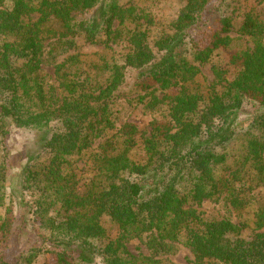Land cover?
<instances>
[{
  "label": "trees",
  "instance_id": "obj_1",
  "mask_svg": "<svg viewBox=\"0 0 264 264\" xmlns=\"http://www.w3.org/2000/svg\"><path fill=\"white\" fill-rule=\"evenodd\" d=\"M123 1L0 0V264H34L44 253L55 264H170L182 247L190 264H264L259 0H177L183 8L155 38L153 16ZM78 39L127 53L79 54ZM206 65L208 91L199 81ZM128 69L137 77L126 100ZM136 109L151 117L144 131ZM12 129L49 135L46 158L28 159L11 191L17 217L3 156ZM205 201L231 216L203 217L193 205ZM26 231L37 243L25 250ZM132 241L147 254L133 255Z\"/></svg>",
  "mask_w": 264,
  "mask_h": 264
},
{
  "label": "rangeland",
  "instance_id": "obj_2",
  "mask_svg": "<svg viewBox=\"0 0 264 264\" xmlns=\"http://www.w3.org/2000/svg\"><path fill=\"white\" fill-rule=\"evenodd\" d=\"M8 2V1H7ZM259 9L261 18L264 19V0H259ZM124 4L127 5H137L140 8L148 11L149 14L153 16L155 25L150 29V36L155 38L158 37L162 32L168 31L169 24L173 22L178 16L179 11L183 8L184 3L177 0H124ZM230 12V10H229ZM236 16V15H235ZM237 26L239 22H236ZM235 32L232 36L237 37ZM211 33L207 27L201 28L196 34V38L200 41L208 40V34ZM76 52L79 54L94 55L102 54L106 56H115L122 61L124 56L127 53V48L125 45L114 46L112 49L106 47H96L90 44H87L83 39L77 40V49ZM45 73L48 75L50 82H53L55 79L54 76V67H46ZM137 72L133 69H128L127 79L124 87V94L126 95V100L134 98L135 95L131 92V89L134 86L136 81ZM200 84L203 85V88L208 91V89L214 85L215 78L212 73L210 65L201 67V75L199 77ZM250 114L251 111H250ZM132 119L134 118L141 129L148 128L151 117L148 112H145L143 109L131 110ZM249 117V108L245 109L242 112L238 119V125L242 126ZM42 133H31L21 130L12 129L10 134L4 140L5 150L3 153L4 160L6 162V167L8 171V191H7V204L11 205L14 210V214L21 216V209L13 205V202L16 199H10V194L12 190H20L22 171L24 169L25 163L28 159L34 156L42 155L43 159L46 158L43 147V139L49 135ZM10 202V203H9ZM194 209L198 210L203 217H217L221 218L224 215L227 217L231 216V213L226 210L223 206L216 204L215 202L205 201L201 204H194ZM5 214L4 209L0 210V218ZM103 226L107 230L110 238L115 239L118 235V229L114 223L109 218L103 220ZM34 223L30 222L28 229H33ZM30 230V231H31ZM31 232L26 231L23 237V244L26 246L25 250L29 246L28 243L30 240H33L34 243H37L36 240L31 236ZM128 249L133 255H142L147 254L144 246L138 241H132L128 244ZM194 259V256L190 249L182 247L181 251L171 258L168 262L170 264H190V261ZM56 257L51 253H44L39 255L38 259L34 264H55ZM95 264H103L101 258H98Z\"/></svg>",
  "mask_w": 264,
  "mask_h": 264
}]
</instances>
